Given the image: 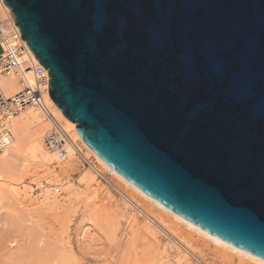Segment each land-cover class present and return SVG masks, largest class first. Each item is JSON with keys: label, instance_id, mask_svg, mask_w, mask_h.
<instances>
[{"label": "water", "instance_id": "water-1", "mask_svg": "<svg viewBox=\"0 0 264 264\" xmlns=\"http://www.w3.org/2000/svg\"><path fill=\"white\" fill-rule=\"evenodd\" d=\"M82 140L264 259V0H3Z\"/></svg>", "mask_w": 264, "mask_h": 264}, {"label": "bare ground", "instance_id": "bare-ground-1", "mask_svg": "<svg viewBox=\"0 0 264 264\" xmlns=\"http://www.w3.org/2000/svg\"><path fill=\"white\" fill-rule=\"evenodd\" d=\"M0 89L5 97H12L21 91L22 84L17 75L0 74ZM51 101L56 106L53 108L54 113L68 133L69 139L57 149H48L44 139L54 130V125L31 105L10 119L12 139L0 154V217L4 213L2 201H12L19 210L29 212L60 211L83 204L85 211L77 235V248L72 244L69 235L66 234L64 241L65 248L73 258L81 254V248L91 249L99 245V233L95 227L99 223V213H104L112 214L115 222L117 219H124V235L129 243L136 232L142 229L153 239H158L164 230L171 234L176 241L167 240L165 244L153 241L158 249L162 248V252L171 251L164 255V260L157 258L156 264H191V256L202 261L210 257L216 264H264V259L197 227L122 177L82 140L76 131V123L61 112L52 98ZM88 154L94 157V162L89 160ZM27 155L34 158L33 164L37 169L74 156L84 157L89 167L85 166L73 183L68 180L66 171L39 174L38 170H31ZM107 174L109 177L105 176ZM29 176L32 178L31 184L24 181ZM100 177L111 182L119 197L113 194ZM58 184L62 187L59 194L53 191V187ZM113 224L111 225L114 226ZM31 238L36 245L43 243L41 234L31 232ZM9 243L13 245L14 240Z\"/></svg>", "mask_w": 264, "mask_h": 264}, {"label": "rangeland", "instance_id": "rangeland-1", "mask_svg": "<svg viewBox=\"0 0 264 264\" xmlns=\"http://www.w3.org/2000/svg\"><path fill=\"white\" fill-rule=\"evenodd\" d=\"M82 147L84 148L83 145ZM87 156L94 162L92 155ZM27 158L31 170L36 169L39 174L47 173V171H56V173L66 171L68 180L73 183L84 167H89L88 162L85 164L80 160L82 158L74 156L67 160L45 164L43 168L37 169V166L33 164L34 158L30 155H27ZM105 176L109 177L108 174ZM99 179L104 181L115 196L119 197L111 182L106 180L107 178ZM24 181L27 184L33 183L30 176ZM62 181L64 182L65 178ZM16 208L18 207L12 201H2L4 213L0 217V264H80V262L81 264H156L157 258L164 260V255L171 251L162 252V248L158 249L153 241L159 244H165L167 240L176 241L165 230L161 231L158 239H153L142 229L136 232L132 242L129 243L127 236L124 235V219H117L115 222L112 214L99 213V223L95 227L99 233V245L91 249L81 248V254L73 258L65 248L64 241L66 234L69 235L72 244L77 248V235L82 214L85 211L83 204L70 209H60V211L29 212ZM111 227H114L113 230L109 229ZM31 232L43 236L41 245L32 242ZM11 240H14L13 245L9 243ZM194 258L190 257L191 264H216L210 257H207L205 261Z\"/></svg>", "mask_w": 264, "mask_h": 264}, {"label": "built area", "instance_id": "built-area-1", "mask_svg": "<svg viewBox=\"0 0 264 264\" xmlns=\"http://www.w3.org/2000/svg\"><path fill=\"white\" fill-rule=\"evenodd\" d=\"M0 74L17 75L22 84L21 91L12 97H5L0 89V154L12 139L10 119L28 105L37 108L54 125L44 139L48 149H57L69 139L53 110L56 106L48 93V71L22 39L14 13L3 0H0ZM80 160L87 164L84 157ZM53 191L59 194L61 187L56 185Z\"/></svg>", "mask_w": 264, "mask_h": 264}]
</instances>
